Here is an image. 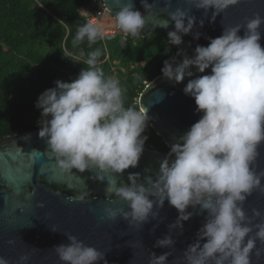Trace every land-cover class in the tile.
<instances>
[{"label": "clouds", "instance_id": "9594fccd", "mask_svg": "<svg viewBox=\"0 0 264 264\" xmlns=\"http://www.w3.org/2000/svg\"><path fill=\"white\" fill-rule=\"evenodd\" d=\"M158 0L151 4L141 0L145 12L151 13ZM188 6L170 11L172 0H164L168 13L164 27L167 45L178 47L182 37L200 39L194 27H203L192 9L211 20L240 0H180ZM119 9L114 15V28L125 38L140 37L145 18L133 10L130 0H112ZM42 6V5H40ZM78 26L72 40L77 49L85 40L89 48L105 39V32L95 16ZM112 16V15H111ZM211 22V21H210ZM264 18L254 15L241 25L224 28L216 38H208L207 46L197 45L189 57L183 51L163 62L162 78L173 85L188 80L183 93L194 99L195 113L200 118L183 135L174 138L170 150L160 161L155 178L141 181L140 173H129L127 184L116 187L113 176L136 168L144 151L149 123L144 108L125 107L118 78L106 77L100 64L102 51L95 48L79 54L65 50L63 57L73 63L87 65L72 82L55 81L53 88L39 95L34 107L40 110L38 137L45 139L50 158L54 157L61 174L75 169L79 173L95 171V182L108 177L106 191L127 205L128 210L106 207L104 217L115 222L119 217L128 227L142 229L150 220L162 222L159 212L165 201L177 212L176 220L168 225L167 234L157 239L154 248L171 249L174 230L183 233V225L193 215H203L202 226L194 241L184 249V264H252L253 250L264 255V215L253 209L249 217L243 207L254 189L264 192V171L257 173L252 164L264 144V47L261 46V25ZM244 30L243 36L238 35ZM115 33H113L114 35ZM111 38V37H108ZM190 46V45H189ZM175 65V66H174ZM91 196L83 192L74 198L83 202ZM43 207V205H40ZM191 208L193 211H187ZM155 209V210H154ZM259 222H255L256 220ZM52 232H56L51 227ZM67 244L54 247L60 264H107L104 253L86 246L75 236L65 235ZM259 241L262 247H257ZM12 244L13 241H9ZM171 252L157 256L150 253L149 264H168ZM28 259L20 258V264ZM0 264L9 261L0 257Z\"/></svg>", "mask_w": 264, "mask_h": 264}, {"label": "water", "instance_id": "95a60500", "mask_svg": "<svg viewBox=\"0 0 264 264\" xmlns=\"http://www.w3.org/2000/svg\"><path fill=\"white\" fill-rule=\"evenodd\" d=\"M102 2L107 13L113 17L119 11L112 4V0ZM128 2L129 0H125V3ZM130 2L133 10L139 11L145 18L141 36L134 38L151 36L156 30H161L167 35L173 30L171 23L164 27V22L168 19V13L163 11L164 0H158L151 13L144 11L141 0ZM147 2L151 4L153 0ZM177 7L183 9L188 6L180 3V0H172L170 11H175ZM191 14L196 16L198 22L203 18V27H194L193 30L201 34L200 39L193 40L191 34L182 37L183 43L176 47L177 63L182 59L176 55L178 51H183L191 57L197 45L207 46L208 38L219 37L224 28L242 25L254 15L264 18V0H240L237 5L216 16L214 21L211 20V10L206 17L202 10L192 9ZM260 32V44L264 47V24L261 25ZM243 34L244 30L241 29L238 35ZM190 70L194 73L191 78L210 74V69L205 73H197L195 68ZM191 78H185L180 84L173 85L160 75L147 84L138 98V107L144 108L150 118L149 127L169 150L175 142L174 138L183 135L200 118V114L195 113L194 99L183 93V88ZM39 130L40 126L37 124L34 131L0 137V150L11 146L17 153L27 155L30 161L29 176L25 181L26 177L19 169H9L6 165L5 156L11 155V151H0V257L8 260L9 264H20L22 256L28 257L24 264H60L54 247L67 244L65 235H72L86 246L104 253L107 264H149L151 252L157 256L171 252L168 264H184L182 253L188 244L194 241L195 233L202 226L203 215H193L186 221L182 235L177 234L179 230L173 231V248H154L155 241L163 238L167 234L168 225L176 220V210L169 207L165 201L159 212L162 222L150 220L141 230L128 227L127 222L119 217L115 222L106 220V207L128 210L125 203L106 191L108 177L105 176V181L101 183L90 179L95 175V171L79 173L73 169L69 174H61L55 158H50L46 140L38 137ZM258 152L259 156L252 164L257 173L264 171V144L260 145ZM167 153L144 144L138 166L113 176L115 186L126 185L128 174L133 172L140 173L141 181L147 176L155 178L160 161ZM261 183L264 186V179ZM21 185L22 192L19 191ZM85 191L91 193L87 200L77 202L70 199ZM243 207L249 217L252 216L253 209L264 215V192L259 188L254 189ZM187 211L193 210L189 208ZM51 227H54L56 232H52ZM9 241L13 243L9 244ZM257 247H262L259 241ZM252 264H264V255L257 258L255 249Z\"/></svg>", "mask_w": 264, "mask_h": 264}, {"label": "trees", "instance_id": "16d2710c", "mask_svg": "<svg viewBox=\"0 0 264 264\" xmlns=\"http://www.w3.org/2000/svg\"><path fill=\"white\" fill-rule=\"evenodd\" d=\"M92 0H0V137L34 131L40 110L34 107L54 82H72L87 65L63 57L65 50L79 54L100 48L104 75L119 79L124 106L138 107V98L161 75L163 62L175 57L176 47L156 30L151 36L126 38L105 35L89 48L87 41L73 49L72 40L87 18L80 10ZM42 5V6H40ZM111 37V38H108ZM145 144L169 149L149 127Z\"/></svg>", "mask_w": 264, "mask_h": 264}, {"label": "built area", "instance_id": "2783aa9c", "mask_svg": "<svg viewBox=\"0 0 264 264\" xmlns=\"http://www.w3.org/2000/svg\"><path fill=\"white\" fill-rule=\"evenodd\" d=\"M81 10H86L91 16H95L96 20L99 23V26H101V27L104 26V28L107 29V31H113V33L118 32L114 28L113 16H111L110 14L107 13V11L104 8L102 0H92L91 4L88 7L82 8ZM81 15L84 16L85 18H87V20L91 18V17L86 16L82 13H81ZM105 20H107V21L105 24H103L102 22ZM129 37L130 36H128L127 38H129ZM148 130H149V124H148V127L146 128V130L143 134L147 133Z\"/></svg>", "mask_w": 264, "mask_h": 264}, {"label": "snow or ice", "instance_id": "6c2138e0", "mask_svg": "<svg viewBox=\"0 0 264 264\" xmlns=\"http://www.w3.org/2000/svg\"><path fill=\"white\" fill-rule=\"evenodd\" d=\"M0 151H4L6 153L11 151V155L5 156V162L7 167L13 170L19 169L20 172L26 177L25 181H27L29 176L28 165L30 163V161L28 160V156L24 155L23 153H17L16 149L12 148L11 146L3 147ZM32 176L34 178V168L32 169ZM65 187L67 188V185H65ZM19 191H23L22 185L20 186Z\"/></svg>", "mask_w": 264, "mask_h": 264}, {"label": "rangeland", "instance_id": "374dc122", "mask_svg": "<svg viewBox=\"0 0 264 264\" xmlns=\"http://www.w3.org/2000/svg\"><path fill=\"white\" fill-rule=\"evenodd\" d=\"M106 21H107V20L103 21L102 23H103V24H105V23H106ZM101 28L104 30V32H105V35H108V34H113V31H107V32H106V29H104V26H102ZM152 148H153V147H152Z\"/></svg>", "mask_w": 264, "mask_h": 264}, {"label": "bare ground", "instance_id": "6f19581e", "mask_svg": "<svg viewBox=\"0 0 264 264\" xmlns=\"http://www.w3.org/2000/svg\"><path fill=\"white\" fill-rule=\"evenodd\" d=\"M101 27V26H100ZM105 29V28H104ZM106 32H107V29H106Z\"/></svg>", "mask_w": 264, "mask_h": 264}, {"label": "flooded vegetation", "instance_id": "af4514ba", "mask_svg": "<svg viewBox=\"0 0 264 264\" xmlns=\"http://www.w3.org/2000/svg\"><path fill=\"white\" fill-rule=\"evenodd\" d=\"M155 149V148H154Z\"/></svg>", "mask_w": 264, "mask_h": 264}]
</instances>
